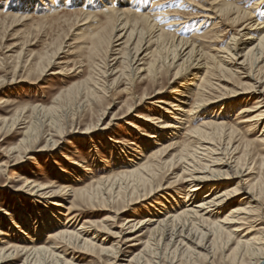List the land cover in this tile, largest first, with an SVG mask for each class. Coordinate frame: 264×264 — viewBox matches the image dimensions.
<instances>
[{
	"label": "bare ground",
	"instance_id": "1",
	"mask_svg": "<svg viewBox=\"0 0 264 264\" xmlns=\"http://www.w3.org/2000/svg\"><path fill=\"white\" fill-rule=\"evenodd\" d=\"M137 2L40 0V3H48L52 7H32L30 10L35 0H14L13 7H8L11 15L18 18V13L24 15L29 11L23 17L33 13L51 15L50 12L60 8L79 5L85 10L82 25L94 24L91 33L81 35L87 41H80L78 50L81 57L74 68L76 75L84 74L85 69L87 75L73 88L69 87L54 98L55 103L63 101L64 105L73 106L72 111H62L60 104L48 107L37 104L31 107L28 116L23 110L0 120V130H6L7 134L22 129V137L7 151L9 154L17 152L12 164L28 156L43 139L45 125L58 135L63 133L68 113L72 118L70 127L74 126L75 116L82 117L84 112L94 118L86 124L84 134L107 130L110 123L102 128L98 126L110 109L109 98L112 95L109 93L120 84L124 85L122 90L127 95L122 104L126 109L124 116L128 117L134 108L155 96H161L157 102L161 111L138 114V122L130 124L129 131L140 136L138 141L127 140L124 143L125 140L119 141L109 135L105 137L111 148L123 144L116 148L113 156L116 164L121 166L119 169H124L117 170L114 165L89 184H83L80 177L82 173L93 175L88 163L69 159L64 154L61 157L69 169L58 167L57 172L66 175L70 182L66 185L57 184L56 177L48 183H41L23 171L14 172L11 179L17 182L12 187L16 189L14 192L23 194L34 204L43 201L49 208L40 211L42 209L37 207L34 217L28 218L30 222L25 220L21 225L6 209L0 210V225H4L5 218L13 226L10 230L0 227V264H14L13 260L20 258V264H76L78 259L75 257L65 258L63 247L58 246L60 243L75 247L81 253L103 255L107 257V264H124L122 261L127 262L125 264H163L167 253L172 260L176 259L174 263L177 264L200 261L214 264L218 253L221 254L220 261L227 264H264V228L255 230L257 226L264 225V212H260L264 206V157L260 159L257 171L252 159V147L255 143H264V20L256 19L249 26L252 18H258L256 8L243 11L226 0H210L207 8L209 17L205 18L211 21L207 20L209 24L205 22L206 26H201L200 30L197 29L200 24L196 25L197 34L213 30L218 24L214 21L217 17L240 28L223 48L207 55L201 44L175 37L170 32L172 30H165L170 25H162L166 22H162L164 15L160 10L152 11L154 2L150 9L143 0ZM261 2L259 0L256 5ZM16 4L21 6L16 7ZM136 7L140 11H136ZM99 13L103 15L102 20L98 18ZM259 18L264 19V16ZM243 30L247 32L241 33ZM219 33L215 32V36L218 37ZM62 50L61 44L51 55L39 56V61L34 64L38 73L36 79L45 75L47 69L51 70L54 63L61 64L56 61L60 60ZM51 71L52 76L67 75L65 66ZM195 71L203 73L196 75ZM94 72H97L95 77L92 75ZM169 74L172 78L169 85L181 82L167 94L164 87ZM233 83L240 86V91L231 89L222 97H209L213 91L226 89V85L236 88ZM193 96L195 100L190 102ZM224 96H245L252 100V104L240 108L231 124L230 115L224 114L232 108L227 106H221L223 111L219 114L199 120L201 110L222 101ZM78 99L81 103L74 107ZM115 117L111 115L110 121ZM247 123V134L263 124L259 136L253 141L241 138L239 143H235L239 139L236 137L242 128L240 125ZM183 132L186 134L184 139L178 141ZM53 136L52 131L48 133L47 143L40 150L56 146ZM89 147L93 153L98 149L95 145ZM8 165L1 164L0 173ZM252 174L255 177L250 179ZM234 183L235 186H230ZM183 185H187L186 189L180 188ZM164 190L169 191L165 202L150 206L143 218L138 219L134 215L124 218L121 225L129 230L127 235L122 236L124 227L119 232L109 233L107 222L119 220L128 212V207L145 202ZM236 197H241L240 204L224 214ZM46 198L54 200L49 202ZM125 198H129L126 200L129 204L116 209L114 217L103 219L99 225L83 220L75 211L78 202L99 201L104 205L115 204ZM60 215L65 217L63 223ZM44 233L47 239L42 241L40 235ZM100 234L108 236L101 238ZM119 238L124 239L123 242L136 241L132 246H140L141 249L128 256L127 261L122 260V241Z\"/></svg>",
	"mask_w": 264,
	"mask_h": 264
},
{
	"label": "rangeland",
	"instance_id": "2",
	"mask_svg": "<svg viewBox=\"0 0 264 264\" xmlns=\"http://www.w3.org/2000/svg\"><path fill=\"white\" fill-rule=\"evenodd\" d=\"M13 1L14 0H0V2L5 5V8L0 7V120H2L3 118H10L15 113L23 110L25 111V116H28L31 112V107L37 104L47 107L53 104H60L63 107L62 111H72L73 106L68 107L64 105L63 101H58V103H55L54 98H56L59 94H61L69 87L73 88V85L81 81L83 77L87 75L86 69L84 74L76 75L74 68L77 66V63L81 57V54L78 50V47L81 44L80 41H87V39L83 40L81 38V35L83 33H91L94 24L90 23L87 25H82L85 19L83 15V13H85V10L82 6L79 5L60 8L59 11H52L53 13L50 12L51 15H49V13H47L46 15H38L36 13H33L31 15L29 14V17H23L27 13H29V11L24 15L18 13L19 17L15 18L11 15V9H8V7H6L8 4L13 3ZM135 1H138L136 3L138 4L142 0H134V2ZM152 2H154V5L164 3H173L177 5L175 7H170L164 9L163 11H160L164 15L162 22H166L162 25H170L166 26L165 30L174 31L170 32L173 33L175 37L178 36V38L188 41L192 40L195 41L196 44H201L203 51L207 55H212L214 52H216L215 50L217 48H223L229 42L231 35L234 32L238 31V29L240 28L232 26L230 23L225 21V19H223L224 21H221L217 17L214 21L218 24L214 26L213 30L207 33L204 32L206 34H203L202 31L197 34L195 30L197 27L196 25L200 24L199 28H197L200 30L204 25L206 26L205 22H207V20L211 21V19L205 18L209 17L207 8L208 6H210V0H152ZM226 2L232 3L234 7H237V9L245 11L250 10V8L252 7L257 8L258 5L256 4L259 3V0H255V2L251 4V7H246L247 0H226ZM147 6V9H150V4H147ZM97 15H99V19H103L102 13H99ZM256 19H259V21L261 22L262 20H264L263 18H259V16L258 18H252V21L250 20L248 22H251L249 26H251ZM172 20H174L172 23L177 22L180 24H172L170 22ZM209 21L207 22V24H209ZM260 27L261 26H259L258 28ZM219 31V36H215V32ZM259 31H262L263 33L262 29H260ZM245 32H247V30L241 31V33ZM239 38L241 41V37ZM240 41L239 43H241ZM61 44L64 50H62L63 54L60 55L61 58L59 61L55 60L56 62H61V64L54 63L53 66H51V70L55 71L65 66L67 68V75L52 76L50 75V72L52 71L47 69L46 73H44L45 75H43L39 79H36L38 77V73L35 70L34 64L39 61V56L42 57L46 53L48 55H51ZM243 47L244 46H242L241 48ZM210 49H212V51ZM177 60L178 59H176L175 62ZM96 73L97 72H94L92 73V75L95 77ZM193 73L199 75L203 72L195 71ZM169 76L164 87V89L167 91V94H169L170 91L174 87H177L179 85V82H181V80H179L176 83L169 85L168 83L170 79H172L171 76ZM24 79L27 80L19 82V80ZM28 79L33 81V83L31 84ZM106 80L111 81L110 78H107ZM122 86L124 87L123 84H120L116 89H112V92L109 93L112 95V98H109L111 106L110 109L107 110L108 116L106 115L103 120L104 123L100 122L98 126L99 128H102L110 123V126L107 125L109 127L107 130H97L89 134H84L83 131H85L86 129V124L89 122L90 118L93 121L94 118L89 116L88 113L84 112L82 113V117L78 116L77 118L75 116V120L73 122L74 126L70 127L72 124V118L68 113V118L66 119L65 125L66 128L64 131L65 133L63 132L58 135L55 130L45 125L43 129V139L39 143H37V145L33 148L28 156L22 157L23 159L16 164H12V162L14 160L13 157L17 155V152L9 154L7 151L13 148L18 140L22 137V129H18L16 132L10 133L11 135L7 134L6 130H0V165L5 163H8L10 165H8L6 169L3 168L2 170L5 171L0 173V210L6 209L7 212L13 215L14 220L19 225H21L20 223H23V221L25 220H27L26 223L30 222L28 218L32 219L34 217V211L37 207L42 209L40 211L49 208L43 201H41V203L34 204L32 203V200L27 199L23 194H17L16 192H14L16 189L14 190V188L12 187L17 185V182H13L11 179L14 176V172L23 171L24 173L29 174L33 179L37 180V182L48 183L51 179L56 177L57 179H55V182H57V184L60 183L62 185H66L67 183H70L68 178L65 177L66 175L59 174L57 172L58 167H65L67 168V170L69 169L67 162H65L66 160L61 157V154L67 155L69 159L74 158L78 161L80 160V162L84 160L88 163L87 165H89L93 175L82 173L80 177L83 180V184H89L92 179L99 178L103 173H107L114 165H116L117 168L115 169L117 170L119 169V167H121L120 165L116 164L114 160L115 155L113 156V153L117 151L116 148H118V146L121 147L123 146V144H116L117 146L115 145L114 147H112V149L109 144H106L107 141L105 137L109 135L117 138V140L119 141L125 140V142L123 141L124 143L138 141L140 138L139 134L134 133V136L133 132L129 131L130 126L133 123L138 122V114H150L153 112L157 113L156 110L161 111L157 108V102L159 98H161V96H155L146 100L143 105L141 104L139 107L134 108L129 113L128 117L124 116L126 109L124 106H122V104L127 95L123 93ZM235 87L236 88H233L231 85H226V89H218L217 91H213L209 97H222L223 95H227L228 91H230L231 89L240 91V86L236 85ZM106 98L108 99V97ZM194 100L195 96L191 97L190 102H194ZM80 103L81 100L78 99L74 107L78 106ZM251 104L252 100H249V98L245 96H224L222 101L208 105L203 110H201L199 113V120H202V118L207 116L219 114L223 111V109H220L221 106H227L232 107L231 109L234 108L233 112L230 109L226 110V112L224 113L230 115L229 123L231 124L233 123V119L235 118V113L240 108H245L246 106L249 107ZM111 115H114L116 117L114 118V120L110 121ZM85 117L87 119L84 122ZM247 125L248 123L240 125V127L242 128H240L236 137L237 139H239L235 143H239L241 138H243L244 140L253 141L259 136L262 129L261 126L263 124L256 127L253 132H251V134H247L248 132H246ZM50 130L52 131V135H54L52 137V140L57 141V144L53 148L42 151L40 150V147H43L47 143V135L51 132ZM185 135L186 134H184V132L180 134L178 136V141L184 139ZM91 145H95L98 148L97 151H94V153L91 152L92 148L89 147ZM252 152L254 169L255 171H257L258 165L260 164L259 161L262 157H264V143H255V145L252 147ZM23 156H25V154ZM122 169L124 168H121L119 170ZM253 177H255V174H252L249 178L252 179ZM79 185L81 184H78V186ZM235 185L236 183L230 184V186ZM186 187L187 185H183V187L180 188L186 189ZM167 193H169V191L164 190L145 202L141 201L128 207V212L121 216L119 220L107 222V226L111 230V232L109 231V233L119 232L121 230V227H124L121 225L125 220L124 218H129L133 215L138 219L143 218L145 216L146 210L151 209L150 206L155 205V203L157 202H165L164 198L167 197ZM46 196L49 197L48 195ZM240 199L241 197H236L234 203H231L229 209L226 210L224 214L228 213L230 209L240 204ZM46 200L52 202L51 200L54 199L46 198ZM70 200H72V198H70ZM126 200L129 201V198L122 199L120 202L115 204L107 203L104 205L99 201H96L94 203L78 202V204H76L75 206V211L82 216L83 220L86 219V221L97 222L99 225L100 223H102L101 221H103V219H110L114 217L116 209H119L123 205L127 204ZM61 212L65 213V210H62ZM260 212H264V206L262 207ZM260 212H258L257 214L259 215ZM60 218L63 223L65 221V217L60 215ZM0 227L2 230H10L13 226L11 224L9 225V220L4 218V225L1 224ZM124 228L125 229H123L122 231V233L124 232L122 236L127 235V233L129 232L127 227ZM259 228H264V225L257 226L255 230ZM255 233L256 231L252 232L253 235ZM100 236L101 238H105L108 235L105 236L104 234H100ZM40 237L42 241L47 239L46 233L40 235ZM120 240L123 242L124 239L121 238ZM122 242L121 247L123 251V257H120L122 260H128V256L137 253L141 249L140 246H132L136 243V241ZM58 246L63 247L62 249L66 254L65 258L67 260H69V258L71 257H75L76 259H78L76 260V264H107V257L97 254L96 252L81 253L82 251L78 250L77 248L67 247L61 243ZM220 258L221 254L218 253L216 255L214 264H227L221 262ZM160 260L161 259H159L158 261ZM163 260L166 261L163 264H171L170 262L172 260V257L167 253L166 259ZM13 261L14 264H20L22 262V258ZM175 261L176 259L172 260V264H177L174 263ZM122 263L125 264L127 262L122 261ZM196 264L207 263H205L204 261H200Z\"/></svg>",
	"mask_w": 264,
	"mask_h": 264
},
{
	"label": "snow or ice",
	"instance_id": "3",
	"mask_svg": "<svg viewBox=\"0 0 264 264\" xmlns=\"http://www.w3.org/2000/svg\"><path fill=\"white\" fill-rule=\"evenodd\" d=\"M254 2H255V0H247L246 7H251V4ZM143 3L151 4L152 0H143ZM15 6L20 7L21 5L16 4ZM175 6H177V5H175L173 3L155 4L154 7L152 8V11L153 12H155L157 10L163 11L164 9H167L170 7H175ZM0 7H5V5L2 2H0ZM7 7H9V8L13 7V3L8 4ZM32 7H41V8L49 7V8H51L52 5L48 4V3L42 4V3H40V0H35V3L30 7V10ZM90 7H91V5H90ZM135 10L140 11V8L136 7ZM255 13L257 16H264V0H262V2L255 9Z\"/></svg>",
	"mask_w": 264,
	"mask_h": 264
}]
</instances>
